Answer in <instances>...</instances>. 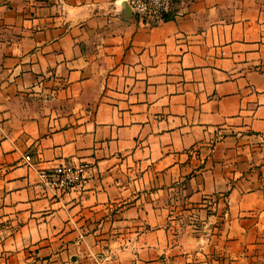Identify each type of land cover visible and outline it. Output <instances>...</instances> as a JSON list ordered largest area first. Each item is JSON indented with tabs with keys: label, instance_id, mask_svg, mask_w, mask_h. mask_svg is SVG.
<instances>
[{
	"label": "crops",
	"instance_id": "1",
	"mask_svg": "<svg viewBox=\"0 0 264 264\" xmlns=\"http://www.w3.org/2000/svg\"><path fill=\"white\" fill-rule=\"evenodd\" d=\"M0 264H264V0H0Z\"/></svg>",
	"mask_w": 264,
	"mask_h": 264
},
{
	"label": "built area",
	"instance_id": "2",
	"mask_svg": "<svg viewBox=\"0 0 264 264\" xmlns=\"http://www.w3.org/2000/svg\"><path fill=\"white\" fill-rule=\"evenodd\" d=\"M121 3L126 2L131 11L145 24L154 27L164 22L172 11L175 0H115ZM69 169H60L57 176L65 181L64 187L70 188L75 185L76 180L69 177Z\"/></svg>",
	"mask_w": 264,
	"mask_h": 264
},
{
	"label": "water",
	"instance_id": "3",
	"mask_svg": "<svg viewBox=\"0 0 264 264\" xmlns=\"http://www.w3.org/2000/svg\"><path fill=\"white\" fill-rule=\"evenodd\" d=\"M122 6L126 10V13H131L132 12L130 6L128 5V3L123 2Z\"/></svg>",
	"mask_w": 264,
	"mask_h": 264
}]
</instances>
